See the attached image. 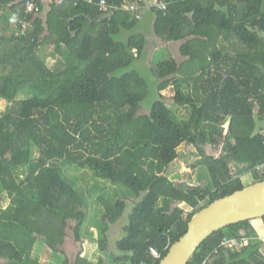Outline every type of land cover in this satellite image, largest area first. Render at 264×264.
<instances>
[{
    "label": "trees",
    "instance_id": "1",
    "mask_svg": "<svg viewBox=\"0 0 264 264\" xmlns=\"http://www.w3.org/2000/svg\"><path fill=\"white\" fill-rule=\"evenodd\" d=\"M101 1L0 0V264H45L43 251L48 264H160L197 213L264 181V0ZM185 144L198 185L164 174ZM255 221L217 231L188 264H264ZM68 237L97 243V258H71Z\"/></svg>",
    "mask_w": 264,
    "mask_h": 264
},
{
    "label": "water",
    "instance_id": "2",
    "mask_svg": "<svg viewBox=\"0 0 264 264\" xmlns=\"http://www.w3.org/2000/svg\"><path fill=\"white\" fill-rule=\"evenodd\" d=\"M264 218V181L221 198L197 213L160 264H188L199 247L228 226Z\"/></svg>",
    "mask_w": 264,
    "mask_h": 264
},
{
    "label": "rangeland",
    "instance_id": "3",
    "mask_svg": "<svg viewBox=\"0 0 264 264\" xmlns=\"http://www.w3.org/2000/svg\"><path fill=\"white\" fill-rule=\"evenodd\" d=\"M138 29L142 31V34L145 35L148 38H150V36H152L153 33V29H152V20L151 17L146 16V18L140 22ZM154 36V35H153ZM154 42L151 40V45H150V49L152 50V53L154 52ZM150 53V52H149ZM48 65L50 66H54L56 64L57 61V56L54 54V48H50L48 50ZM151 54V53H150ZM166 60L164 58H162V61ZM148 72V71H147ZM144 72V75L149 79V82L151 84V86H154V80H152L151 77L147 76L148 73ZM153 81V82H152ZM153 94L154 91H152ZM168 98L171 99V95L170 93L166 94ZM32 97L31 92H29V90H26L24 92H21L18 97H17V101H22L25 99H28ZM153 98V96H152ZM151 98V99H152ZM10 104L4 100L1 99L0 100V115H3L4 113H6L9 109ZM176 110V108L174 109V111ZM228 126L229 124L227 123L224 126V130L225 133L228 130ZM179 151L181 152V157L176 161V163H174L173 165L169 166L166 171H165V175L171 179V180H181V181H185V182H190L192 185H198L200 184L199 181V171L196 170L195 172H193V169H191V165L195 164L196 161L199 159L198 156H196L195 153H197L196 150H194L193 148H190L188 145H183ZM71 176H79L80 173L78 171H71L70 173ZM264 176V175H262ZM89 180V179H88ZM80 182V184H84L83 181L78 180ZM90 181H92L90 179ZM251 179L249 176L245 177V181L244 184L245 185H249L251 184ZM8 205V202L5 203V206ZM92 210L90 212H92L89 216L91 217V222L89 223V230L91 232H97L96 231V225L100 223L101 221V217L100 215L95 214L96 211L98 210V207L93 205L91 206ZM258 223H261V221H255ZM254 222V223H255ZM261 241H264V237H261ZM67 246L65 247L67 252L69 253V255H71V258H74L76 256H78V254H80V252H84V255L88 256L89 258L95 259L97 258V255L99 254V250H98V246L97 243H93V242H86L84 247L81 244L76 243V241L73 238L68 237L67 240ZM262 252L264 253V249L262 250ZM41 257V261L45 264L50 263L51 260H53V258L51 257L50 254L46 253L45 251H43L40 255Z\"/></svg>",
    "mask_w": 264,
    "mask_h": 264
},
{
    "label": "built area",
    "instance_id": "4",
    "mask_svg": "<svg viewBox=\"0 0 264 264\" xmlns=\"http://www.w3.org/2000/svg\"><path fill=\"white\" fill-rule=\"evenodd\" d=\"M54 1L56 3H58V4H62L65 0H54ZM138 1H145V0H138ZM158 5H159V10L160 11H162V12H166L167 11V4L165 2L161 1V2H159ZM26 7H27V11L28 12H33V11L37 10L36 4L33 3L32 1H28L27 4H26ZM100 8L103 11H107V2H106V0H102L101 1ZM125 9L128 10V11H132V12H136L137 13L138 10L140 9V6L138 5V2H137V3H133V4L125 6ZM257 171L260 174H264V165L259 166L257 168ZM248 245H249V240H247V239L236 240V239L225 238L222 241V246L223 247L235 249L237 252L243 251L244 248L247 247ZM150 252H151V255L153 256V258H155V259H160L161 258L159 252L156 249L151 248Z\"/></svg>",
    "mask_w": 264,
    "mask_h": 264
},
{
    "label": "crops",
    "instance_id": "5",
    "mask_svg": "<svg viewBox=\"0 0 264 264\" xmlns=\"http://www.w3.org/2000/svg\"><path fill=\"white\" fill-rule=\"evenodd\" d=\"M257 221H259V220H257ZM253 224L257 228L258 235L261 236V237H264L263 223L262 222L261 223L255 222Z\"/></svg>",
    "mask_w": 264,
    "mask_h": 264
}]
</instances>
